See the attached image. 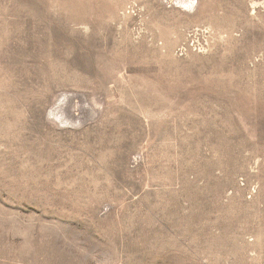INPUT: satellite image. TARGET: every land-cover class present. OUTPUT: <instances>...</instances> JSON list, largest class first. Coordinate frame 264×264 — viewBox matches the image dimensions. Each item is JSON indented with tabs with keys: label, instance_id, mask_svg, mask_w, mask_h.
Here are the masks:
<instances>
[{
	"label": "rangeland",
	"instance_id": "rangeland-1",
	"mask_svg": "<svg viewBox=\"0 0 264 264\" xmlns=\"http://www.w3.org/2000/svg\"><path fill=\"white\" fill-rule=\"evenodd\" d=\"M0 264H264V0H0Z\"/></svg>",
	"mask_w": 264,
	"mask_h": 264
},
{
	"label": "bare ground",
	"instance_id": "bare-ground-1",
	"mask_svg": "<svg viewBox=\"0 0 264 264\" xmlns=\"http://www.w3.org/2000/svg\"><path fill=\"white\" fill-rule=\"evenodd\" d=\"M66 1H67V0H66ZM68 1H70V0H68ZM71 1H72V0H71ZM69 4H71V3H69ZM79 6H80V5H79ZM84 7H85V6H84ZM3 39H4V38H3ZM2 43H3V41H2ZM47 49H50V48H47ZM52 52H53V51H52ZM52 52H51V53H52ZM49 53H50V52H49ZM54 53H55V52H54ZM56 53H58V52H56ZM52 54H53V53H52ZM52 54H50V56H51ZM53 55H54V54H53ZM45 56H46V55H45ZM46 58H47V56H46ZM49 58H51V57H49ZM49 58H48V59H49ZM52 58H53V56H52ZM48 59H47V60H48ZM47 60H46V61H47ZM50 61H51V60H50ZM46 63H47V62H46ZM52 64H53V63H52ZM50 66H51V65H50ZM51 67H52V66H51ZM53 67H54V66H53Z\"/></svg>",
	"mask_w": 264,
	"mask_h": 264
}]
</instances>
